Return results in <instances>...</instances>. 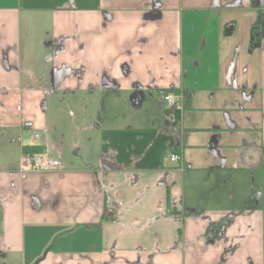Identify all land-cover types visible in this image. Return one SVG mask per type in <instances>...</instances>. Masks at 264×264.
Segmentation results:
<instances>
[{
  "label": "crops",
  "instance_id": "1",
  "mask_svg": "<svg viewBox=\"0 0 264 264\" xmlns=\"http://www.w3.org/2000/svg\"><path fill=\"white\" fill-rule=\"evenodd\" d=\"M224 6L236 12L217 23ZM186 9L206 13L201 36ZM263 12L255 0H0V264H264V203L251 185L246 205L217 208L189 201L185 185L203 174L219 188L264 165V37L250 45ZM44 14L42 51L34 38L24 48L21 25ZM49 56L73 72L54 94ZM122 90L149 106L146 127L116 121L110 99ZM62 97L80 119L55 114ZM27 153L47 167L22 178ZM232 214L226 235L245 237L225 254L204 234Z\"/></svg>",
  "mask_w": 264,
  "mask_h": 264
},
{
  "label": "rangeland",
  "instance_id": "2",
  "mask_svg": "<svg viewBox=\"0 0 264 264\" xmlns=\"http://www.w3.org/2000/svg\"><path fill=\"white\" fill-rule=\"evenodd\" d=\"M182 12L191 14L190 16H188L187 14V18L195 16L192 20V25H195V34L201 36L204 28V21L206 20V13L201 9H186L183 11L181 10V13ZM213 12L215 14L213 15V17L216 18V22L218 23V21L229 18L234 12H236V10L231 9L228 6H224L222 9H215ZM49 17V14H44V16H40V18L33 15L30 17V24L23 23L21 25L20 31L21 35L23 36L21 42L24 48L29 49L32 43L35 44V42H33L34 38V41L37 40L38 48L36 49H41L39 48V41L46 37L45 35L47 31L52 30L53 19ZM193 21L196 24H194ZM199 25H201V29ZM224 38L226 43L229 44L232 42V40H235L236 37H234V35H231ZM216 45L217 43H215V46ZM207 84H211L210 79H208ZM110 100H113V115L115 114L116 116H118L116 121L119 122L121 128L126 129L129 126H135L136 128L146 127V120L148 119L146 110L150 109L148 105L144 104L140 108L134 106L133 102L131 101V95L128 90H122L118 97L112 98ZM108 104H110V102H108ZM72 106H69L67 104L64 105L62 108L59 107L57 111L54 110L55 114L59 116V118H62L60 116H63V118L67 119V121H70L71 115L73 113H76L77 119H80V113L82 109L81 106ZM164 107V110L168 108L167 105H165ZM107 114H109L108 111ZM17 154V150L13 151L10 158L12 159L16 157ZM1 165L2 160L0 159V166ZM236 174L237 175H234L237 178L235 183H230L227 185L221 184L219 188L216 187L217 184H212V179H210V181L208 182L204 180L203 174H200V176L195 179V182L190 177L185 178L186 193L189 196V201L196 202L197 200H201L203 201V206L206 208H217L220 207L221 204H225V206H229V204H231L232 206H244L247 203L251 187L256 191L255 201L258 200V202L264 203V165L258 171H256L255 176L253 174H250L249 171H245V176L240 175L238 171L236 172ZM249 185L251 186L248 187ZM199 190L203 191L204 194L200 195V193H198ZM217 202H220L221 204L217 206Z\"/></svg>",
  "mask_w": 264,
  "mask_h": 264
},
{
  "label": "flooded vegetation",
  "instance_id": "3",
  "mask_svg": "<svg viewBox=\"0 0 264 264\" xmlns=\"http://www.w3.org/2000/svg\"><path fill=\"white\" fill-rule=\"evenodd\" d=\"M260 29H258L257 31H259ZM62 42L63 40H59L58 41V47H61L62 45ZM7 51L4 53V63L6 64V66H13L9 63L8 61V58H7ZM48 60H46L45 62V77L47 75L50 76V87H49V90H48V93L49 94H54L59 86L65 81V79L71 75L73 72L71 71L70 68L66 67L64 64L61 65L60 67L59 66H55L54 64H50L51 63V60L53 59V56H49V58H47ZM65 97H62L61 100H59L57 102V106H56V110H58V108H62L64 106V99ZM43 108L44 109H47V102L46 100H44L43 104H42ZM54 111V112H55ZM24 127H28L27 123L26 125L23 126ZM43 155V154H42ZM43 158H44V165H43V170L47 167V160L45 158V156L43 155ZM199 214V213H198ZM163 216L167 217V216H178V212L176 211H173V210H167L164 214H162ZM181 216V215H180ZM185 217V215H183ZM235 219H236V216L232 214V216H229L227 219H224V220H221L219 222H211V230L206 231V233L204 234V236L207 238L206 239V242L208 244H215L216 241L218 240H224L226 242V244H228V246L225 248V254H228V253H231L234 251V249L239 246V242L245 237V234H237L235 236H232V237H228L226 235L227 231L229 230V228L234 225L235 223ZM223 221V222H222ZM210 227V226H209ZM208 227V228H209ZM210 229V228H209ZM217 229H222V233L219 235V231H217ZM216 230V231H215ZM213 231H215L216 233L214 234L216 237H214L213 235ZM219 235V236H218Z\"/></svg>",
  "mask_w": 264,
  "mask_h": 264
},
{
  "label": "built area",
  "instance_id": "4",
  "mask_svg": "<svg viewBox=\"0 0 264 264\" xmlns=\"http://www.w3.org/2000/svg\"><path fill=\"white\" fill-rule=\"evenodd\" d=\"M164 100L169 106L182 107V97L175 93H169L164 96ZM172 162H180L181 158L179 155H172L170 157ZM44 158L40 153H27L21 158L19 174L22 178H25L27 174L40 172L43 170Z\"/></svg>",
  "mask_w": 264,
  "mask_h": 264
},
{
  "label": "water",
  "instance_id": "5",
  "mask_svg": "<svg viewBox=\"0 0 264 264\" xmlns=\"http://www.w3.org/2000/svg\"><path fill=\"white\" fill-rule=\"evenodd\" d=\"M255 6L263 7L264 0H255ZM264 15V12H263ZM233 25L230 24L226 28V34L231 35L233 32ZM260 29L259 31H257ZM264 37V26L262 24H256L252 30L250 45L251 48L261 46V40Z\"/></svg>",
  "mask_w": 264,
  "mask_h": 264
},
{
  "label": "trees",
  "instance_id": "6",
  "mask_svg": "<svg viewBox=\"0 0 264 264\" xmlns=\"http://www.w3.org/2000/svg\"><path fill=\"white\" fill-rule=\"evenodd\" d=\"M176 89L175 88H170L169 89V91H175ZM188 92L187 91H185V97H186V100H188ZM34 151H36V149L35 148H26V152H34Z\"/></svg>",
  "mask_w": 264,
  "mask_h": 264
}]
</instances>
